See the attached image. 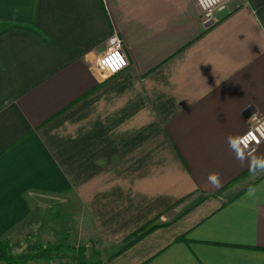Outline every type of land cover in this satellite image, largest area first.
<instances>
[{
	"label": "crops",
	"instance_id": "obj_1",
	"mask_svg": "<svg viewBox=\"0 0 264 264\" xmlns=\"http://www.w3.org/2000/svg\"><path fill=\"white\" fill-rule=\"evenodd\" d=\"M114 34L128 66L101 79ZM253 114L264 0L212 20L195 0H0V241L44 226L96 264H264Z\"/></svg>",
	"mask_w": 264,
	"mask_h": 264
},
{
	"label": "built area",
	"instance_id": "obj_2",
	"mask_svg": "<svg viewBox=\"0 0 264 264\" xmlns=\"http://www.w3.org/2000/svg\"><path fill=\"white\" fill-rule=\"evenodd\" d=\"M229 0H195L202 16L208 20L215 18L217 12L226 10ZM108 49L95 62V69L101 79L112 77L128 66L123 40L114 34L109 40ZM249 126L239 139V144L249 153L256 152L264 146V115L253 114Z\"/></svg>",
	"mask_w": 264,
	"mask_h": 264
},
{
	"label": "rangeland",
	"instance_id": "obj_3",
	"mask_svg": "<svg viewBox=\"0 0 264 264\" xmlns=\"http://www.w3.org/2000/svg\"><path fill=\"white\" fill-rule=\"evenodd\" d=\"M40 229V231H39ZM38 232L33 233L32 228L28 233L24 235L21 241H8L11 245V254L14 259H16L17 264H96L100 261V256L98 251L95 249L93 243H84L80 246H75L71 242L64 240L63 242L51 243L46 240L50 236H55L56 234L50 233L49 229L44 226L39 227ZM70 245L76 249L83 248L82 253H76L74 256H66L64 258H53V259H26L21 261L20 258L23 255H30L38 249V247H45L47 245ZM0 264H7L4 261H0Z\"/></svg>",
	"mask_w": 264,
	"mask_h": 264
},
{
	"label": "trees",
	"instance_id": "obj_4",
	"mask_svg": "<svg viewBox=\"0 0 264 264\" xmlns=\"http://www.w3.org/2000/svg\"><path fill=\"white\" fill-rule=\"evenodd\" d=\"M157 226H151V227H144L140 229L139 231H136L131 235L129 238L134 236V239L127 242L118 253L125 250L127 247H129L134 242L138 241L140 238H142L143 235L151 231L152 229H155ZM11 245L8 241H0V261H4L7 264H17L16 259L13 258L11 252ZM83 248H74L70 245H47L45 247H38L36 251H34L30 255H23V257L20 258L21 261L26 259H35V258H43V259H53V258H64L66 256H74V254L82 253ZM117 253V254H118Z\"/></svg>",
	"mask_w": 264,
	"mask_h": 264
},
{
	"label": "clouds",
	"instance_id": "obj_5",
	"mask_svg": "<svg viewBox=\"0 0 264 264\" xmlns=\"http://www.w3.org/2000/svg\"><path fill=\"white\" fill-rule=\"evenodd\" d=\"M258 166L261 167V168H264V162H258ZM209 179L214 185L218 186L219 183H220L218 174L210 175Z\"/></svg>",
	"mask_w": 264,
	"mask_h": 264
}]
</instances>
